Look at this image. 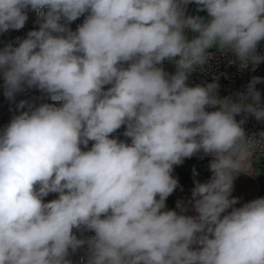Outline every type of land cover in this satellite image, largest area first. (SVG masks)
I'll use <instances>...</instances> for the list:
<instances>
[{"label":"clouds","instance_id":"9594fccd","mask_svg":"<svg viewBox=\"0 0 264 264\" xmlns=\"http://www.w3.org/2000/svg\"><path fill=\"white\" fill-rule=\"evenodd\" d=\"M29 11L38 28L0 49L18 112L0 128V264H74L82 249L79 264H264V197L232 195L261 172L264 131L243 125L264 122V80L235 98L188 83L210 49L264 62V0H0V34ZM33 89L52 103H16ZM199 154L210 178L193 169L190 198L168 209L174 166Z\"/></svg>","mask_w":264,"mask_h":264},{"label":"built area","instance_id":"2783aa9c","mask_svg":"<svg viewBox=\"0 0 264 264\" xmlns=\"http://www.w3.org/2000/svg\"><path fill=\"white\" fill-rule=\"evenodd\" d=\"M196 9L195 4H189L187 6V14L193 15ZM28 21L26 22L24 28L19 31L9 30L6 33L0 34V49H2L7 43H13L15 45V41L17 37L24 38L28 31L34 30L38 28V24L36 23V15L35 13L29 11L28 12ZM83 17L79 18L77 21L73 22L70 27L72 30H75L78 24H81L83 21ZM213 53V59L209 61V64L206 66L204 71H201L199 68L195 72H193L189 77V85L194 86L196 84H206L212 83L214 79L219 84V88H221L224 92V97L232 96L235 98L236 94L243 93L246 91L247 85L254 76L261 77L264 80V62L260 63L255 67V70L252 69V65L249 64L247 68H241L239 62L236 61V58L233 54H221L216 51V49H210ZM258 52L261 55H264V41L260 43L258 46ZM230 61H236L235 63H230ZM175 72V66L172 64L170 73ZM2 79H0V128H3L10 121L11 117L14 114H18L15 108V103H10L3 95L2 88ZM256 89L261 93V101L264 103V82L258 83L256 85ZM41 96V93L35 89L26 91L25 93L17 94L16 103L21 99L27 100H35L37 104L41 102L52 103L47 99H38ZM215 110V109H209ZM239 121L244 118L243 115H239L236 117ZM246 132L248 133H258L260 131H264V122H258L254 117L248 116L245 124L243 125ZM124 128L122 127L117 131L116 136L120 139H126L123 137L122 133ZM89 147H91V142L89 143ZM199 154L197 156H193L192 158H200ZM205 156L204 158H207ZM186 158V159H192ZM211 158V157H210ZM255 181H258L255 174L251 175ZM56 198V194H50L46 197L47 200H52ZM93 233H85L84 235H92ZM79 235V233H77ZM84 254V250H80L76 254L71 256L74 264H79L80 257Z\"/></svg>","mask_w":264,"mask_h":264},{"label":"rangeland","instance_id":"374dc122","mask_svg":"<svg viewBox=\"0 0 264 264\" xmlns=\"http://www.w3.org/2000/svg\"><path fill=\"white\" fill-rule=\"evenodd\" d=\"M193 15L206 16V12L197 13L196 9ZM164 68L170 72L171 63L165 62ZM219 95L224 97V92L221 88L218 90ZM199 163L195 158L185 159L182 165L174 166L173 175L178 178L179 184L182 186V190L178 187L171 196L167 198L166 204L168 209H176V203L178 200L187 201L191 196V189L194 187L193 183V169H195L197 175L195 179L201 182H205L211 176V174L200 176L199 174ZM258 167L261 168L259 174H255L258 181L246 174H240L234 181V190L232 195L240 198V204L253 200L258 197H264V157H261L260 164ZM238 204L237 206H240ZM193 214V213H189Z\"/></svg>","mask_w":264,"mask_h":264},{"label":"trees","instance_id":"16d2710c","mask_svg":"<svg viewBox=\"0 0 264 264\" xmlns=\"http://www.w3.org/2000/svg\"><path fill=\"white\" fill-rule=\"evenodd\" d=\"M198 160V163H199V174L200 176H205V175H208V174H211L209 169H208V164L210 162V160H207L205 158L201 159V158H195Z\"/></svg>","mask_w":264,"mask_h":264},{"label":"water","instance_id":"95a60500","mask_svg":"<svg viewBox=\"0 0 264 264\" xmlns=\"http://www.w3.org/2000/svg\"><path fill=\"white\" fill-rule=\"evenodd\" d=\"M205 159L210 160L211 158H210V157H207V158H205Z\"/></svg>","mask_w":264,"mask_h":264},{"label":"bare ground","instance_id":"6f19581e","mask_svg":"<svg viewBox=\"0 0 264 264\" xmlns=\"http://www.w3.org/2000/svg\"><path fill=\"white\" fill-rule=\"evenodd\" d=\"M246 175H248V176H250V177H251V175H249V174H246Z\"/></svg>","mask_w":264,"mask_h":264}]
</instances>
